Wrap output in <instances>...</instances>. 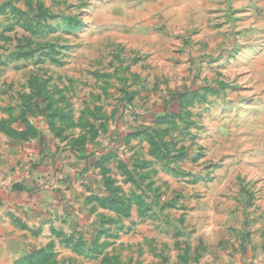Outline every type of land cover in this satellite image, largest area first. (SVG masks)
<instances>
[{
    "label": "rangeland",
    "instance_id": "rangeland-1",
    "mask_svg": "<svg viewBox=\"0 0 264 264\" xmlns=\"http://www.w3.org/2000/svg\"><path fill=\"white\" fill-rule=\"evenodd\" d=\"M0 116L87 161L43 264H264V0H0Z\"/></svg>",
    "mask_w": 264,
    "mask_h": 264
},
{
    "label": "crops",
    "instance_id": "crops-1",
    "mask_svg": "<svg viewBox=\"0 0 264 264\" xmlns=\"http://www.w3.org/2000/svg\"><path fill=\"white\" fill-rule=\"evenodd\" d=\"M47 132L48 129L44 130L40 138L29 144L34 155L24 166L9 180L0 176V264H43L49 261L52 229L64 228L66 216L72 211L78 214V208L69 207L75 204L78 195L82 196L80 204L92 195L86 175L81 179L77 173L87 161L80 160L79 165L76 161L75 171H65L67 159L54 143H45L49 139ZM74 157L80 158L78 155ZM104 165L99 168L105 172L107 167ZM86 174L96 177L90 172ZM49 180L52 186L48 184ZM74 181L78 183L74 184ZM68 182L74 184V188L70 187L73 191L68 190ZM109 195V191L108 194H99L103 198ZM98 212L110 213L99 208L94 214ZM56 256L65 258L63 253Z\"/></svg>",
    "mask_w": 264,
    "mask_h": 264
}]
</instances>
